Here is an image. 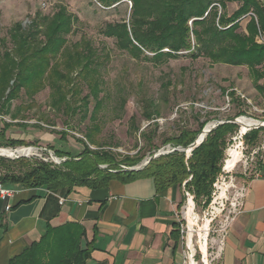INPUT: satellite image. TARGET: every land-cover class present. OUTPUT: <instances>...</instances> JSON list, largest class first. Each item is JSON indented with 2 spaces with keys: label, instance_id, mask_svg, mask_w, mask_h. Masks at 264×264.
<instances>
[{
  "label": "trees",
  "instance_id": "1",
  "mask_svg": "<svg viewBox=\"0 0 264 264\" xmlns=\"http://www.w3.org/2000/svg\"><path fill=\"white\" fill-rule=\"evenodd\" d=\"M96 1L101 7H111L127 0ZM128 1L131 6L127 21L105 22L99 27L103 36L114 39L119 50L154 63L186 54L192 59L203 56L212 63L245 66L255 88L264 95V82H261L264 80V41L257 40L258 33L264 30L260 0H237L238 7L231 13L227 12L226 3L236 0ZM245 16L249 18L242 28L240 20ZM78 22V17L65 5L57 4L50 14L36 11L27 25L19 21L12 23L7 34L0 37V114H10L11 120L18 119L19 108L11 112V102L24 96L29 100L26 107L29 109L34 96L47 87L48 105L52 110L68 119L76 116L78 120H88L83 139H76L83 146L80 153L71 156L69 152L55 150L56 155L65 157L60 166L24 156L8 159V164H3L5 159L0 156V164L4 167L0 171V183L5 187L18 185L66 196L79 187L95 189L106 187L113 179L126 182L143 177L150 179L156 190L182 187L194 199L209 201L212 183L220 170L226 136L238 124L229 121L218 124L186 156L185 150L177 147L188 146L205 121L197 129L179 128L176 134L162 137L159 145L154 142L156 123L153 122L151 130L139 132L147 149L156 151L166 144L172 149L150 159L139 170L121 169L120 164L134 165L145 153L139 148L132 156L121 155L109 145L104 148L105 145L97 140L96 135L101 130L99 112L109 97L104 92L101 74L109 51L105 47L96 48L83 33L79 39L69 41L67 35L77 30ZM169 82L161 83L158 99L144 93L137 96L146 120L160 114V105L167 102ZM84 89L86 92L82 94ZM122 92L118 87L116 102L119 107H123L126 100ZM229 95L238 111L225 120L243 113L244 101L233 91ZM129 127L137 129L133 117H130ZM260 128L245 134L248 141L256 138ZM3 134L4 130L0 131L1 137ZM3 144L20 145L23 140L5 138ZM90 145L95 148L91 149ZM17 163L23 167L15 169L13 166ZM101 164L106 166L101 168ZM6 202L0 199V214ZM84 239L85 229L77 221L57 226L47 223L43 234L10 257L6 264H86L92 246Z\"/></svg>",
  "mask_w": 264,
  "mask_h": 264
},
{
  "label": "rangeland",
  "instance_id": "2",
  "mask_svg": "<svg viewBox=\"0 0 264 264\" xmlns=\"http://www.w3.org/2000/svg\"><path fill=\"white\" fill-rule=\"evenodd\" d=\"M57 4L65 5L68 11L79 19L76 25L77 30L67 35L69 41L79 39L83 33L90 38L96 48L105 47L109 51V59L101 69L105 83L104 92L109 97L99 112L101 130L96 138L105 145L104 148L109 145L111 150L121 155L132 156L139 148H141V153H145L140 162L129 166L120 164L121 169L138 166L150 153L154 152L153 149H147V145L139 135L141 130H151L154 127L153 122L156 123L154 142L159 145L162 137L176 134L181 127L197 129L203 121L208 124L234 116L238 111V106L231 100L230 91L244 101L241 106L243 113L236 117L246 116L255 120H264V112L255 111L253 108V106L264 108V95L255 88L245 66L212 63L203 56L192 59L186 54L154 63L131 57L126 51L119 50L115 46L113 38L103 36L99 32V27L105 22L129 19L131 3L128 0L111 7H101L96 0H0V37L7 34L12 23L19 21L27 25L36 11L50 14ZM166 80L170 81L167 102L160 105L158 117L146 120L142 115L137 96L144 93L158 99L161 92L160 85ZM118 87L122 89V94L126 98L123 107H119L116 102ZM85 92L86 89L82 94ZM48 100L49 89L47 87L34 96L33 106L29 109L26 108L29 100H26L24 96L13 100L10 111L14 112L19 108L18 119L11 120L10 114H0V131L4 130V137L0 136V148L14 150L25 146L34 147L36 150L24 157L48 162L53 166H60L65 160V157L56 155L55 150L69 152L71 156L80 153L83 146L76 139H83L88 120H78L76 116L68 119L64 114L52 110L48 105ZM92 104L91 101L88 105L89 111ZM21 116H23L22 119ZM130 117L134 118L137 129L129 127ZM66 120H68L67 124ZM239 128L238 124L233 132L227 134L223 158L227 146L234 143L232 138L238 133ZM245 134L242 137L244 157L233 172L235 181L238 183L244 182L259 159L260 151L256 153L253 151L257 150L264 141V127L257 131L256 138L251 141H248ZM5 138L22 139L23 144L4 145ZM167 145H160L159 148L165 150ZM89 147L95 148L93 145ZM2 157L5 159L3 164H8L6 160L13 159L8 156ZM244 165H249L246 172H244ZM105 166V164L100 165L101 168ZM13 167L18 169L23 166L17 163ZM3 169L4 167L0 164V171ZM181 198L180 206L186 199L182 187ZM194 201L195 212L199 215L198 225L201 226L205 223L202 210L208 201L204 198L194 199ZM222 217L220 215L210 223L211 231L207 239L208 253H211L213 245L220 236L216 230L224 222ZM196 239L197 235L194 233V258L197 264H202Z\"/></svg>",
  "mask_w": 264,
  "mask_h": 264
},
{
  "label": "crops",
  "instance_id": "3",
  "mask_svg": "<svg viewBox=\"0 0 264 264\" xmlns=\"http://www.w3.org/2000/svg\"><path fill=\"white\" fill-rule=\"evenodd\" d=\"M264 10V0H260ZM239 2L226 3L231 13ZM248 16L240 20L242 28ZM264 37V30L261 32ZM264 143V141H263ZM241 210L220 236L211 264H264V149L244 180ZM18 192L0 214V264L37 240L45 225L77 221L92 250L86 264H180L175 212L181 188L156 190L148 178L113 179L106 187H79L60 203L43 189ZM35 195V196H33ZM21 203L17 204L19 201Z\"/></svg>",
  "mask_w": 264,
  "mask_h": 264
},
{
  "label": "built area",
  "instance_id": "4",
  "mask_svg": "<svg viewBox=\"0 0 264 264\" xmlns=\"http://www.w3.org/2000/svg\"><path fill=\"white\" fill-rule=\"evenodd\" d=\"M257 40L259 42L264 41V37L261 33H258ZM227 100L228 96L226 95ZM250 103V101L248 100ZM255 111L264 112V108H258L257 106H253ZM242 116H239V118ZM248 130H238V133L232 138L234 141L233 144H229L225 149L224 158L220 165V170L216 175L213 183L212 189L210 193V198L208 204L202 210V217L205 220V223L201 226L198 225L199 215L195 212V201L193 195L188 191L182 188L185 202L182 206L178 208L175 212V217L178 225L179 239L180 245L182 248V259L180 264H197L195 261V246L193 244V235L196 233L197 239L196 244L197 248L200 251L201 257L200 260L202 264H211V260L213 258V253L217 250V247L220 242V236L227 228L228 224L231 222L233 217L240 212L241 210V199L244 194L245 185L244 182L238 183L235 181V177L233 176V172L237 164L244 157V145L242 142V137L245 132ZM18 149V148H17ZM14 149V150H17ZM237 149V155L232 162H228L232 160L231 150ZM264 149V143L262 142L257 150L253 152L261 153V150ZM191 150H186V156H189ZM260 157V155H259ZM55 158V157H54ZM249 165H244V172L248 169ZM45 190V189H43ZM46 192L50 193L48 190ZM18 192L16 187H5L0 183V199L6 200L10 197H13ZM60 203L64 202L65 198L63 196L57 195ZM10 208L9 204L5 205V210ZM220 215H222V219L224 222L216 231L219 232V238L216 241L215 245H213L211 249V253H208L207 244H208V235L211 231L210 223L217 219ZM205 234V248H202V242L204 241ZM215 242V241H214Z\"/></svg>",
  "mask_w": 264,
  "mask_h": 264
},
{
  "label": "water",
  "instance_id": "5",
  "mask_svg": "<svg viewBox=\"0 0 264 264\" xmlns=\"http://www.w3.org/2000/svg\"><path fill=\"white\" fill-rule=\"evenodd\" d=\"M226 121L234 122V123L240 125L239 117H234V118H232L230 120L216 121V122L212 123L209 127H207L209 123L205 124L204 127L201 129V131L196 135L195 139L188 146H186V147H177V149L185 150V151L186 150H191L196 145H198L205 138V136L211 130H213L218 124L226 122ZM257 121L259 122L258 124L251 125L246 130L259 128V127H264V120H257ZM200 135H201V137H200ZM29 147L30 146H25V147H21V148H29ZM171 149L172 148H170L169 145H167V148L165 150H163V148H161V149L159 148L156 151H154L151 155H149L141 164H139L138 166H135V167H130L128 169H130V170H139V169L143 168L150 159L155 158L159 154H163L165 152H168ZM26 155L27 154H25V153H17L16 150L7 149V148H0V156H8V157H11V158H17V157L26 156Z\"/></svg>",
  "mask_w": 264,
  "mask_h": 264
},
{
  "label": "bare ground",
  "instance_id": "6",
  "mask_svg": "<svg viewBox=\"0 0 264 264\" xmlns=\"http://www.w3.org/2000/svg\"><path fill=\"white\" fill-rule=\"evenodd\" d=\"M239 121H240V131L241 130H246L249 126L251 125H255V124H258L259 122L251 117H246V116H242L239 118ZM212 123H209L207 127H209ZM202 135V134H201ZM200 135V137H201ZM36 149L34 147H29V148H18L16 150L17 153H25V154H31L35 151ZM231 156H232V160H229L228 162H232L234 160V158L236 157L237 155V149H232L231 150ZM204 238V241L202 242V248L204 249L206 246V237H205V234L203 236Z\"/></svg>",
  "mask_w": 264,
  "mask_h": 264
}]
</instances>
